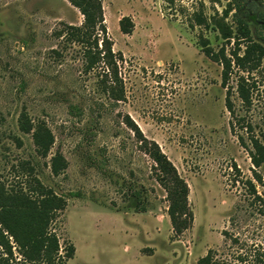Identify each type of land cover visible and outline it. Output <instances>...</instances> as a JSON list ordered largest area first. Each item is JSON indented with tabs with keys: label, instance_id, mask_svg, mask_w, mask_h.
Returning <instances> with one entry per match:
<instances>
[{
	"label": "rangeland",
	"instance_id": "rangeland-1",
	"mask_svg": "<svg viewBox=\"0 0 264 264\" xmlns=\"http://www.w3.org/2000/svg\"><path fill=\"white\" fill-rule=\"evenodd\" d=\"M257 1L264 12V0ZM227 2L102 0L112 49L122 55L124 99L115 101L100 69H84L80 45L55 35L63 23L81 24L75 7L67 0H0V181L25 186L35 176L59 194L77 193L50 224L61 255L74 246L61 264H197L208 250L224 264H259L264 186L255 172L264 180V160L252 164L249 139L264 142V55L241 72L252 82L247 106L237 96L236 69L223 87L220 63L198 45L202 35L228 54L234 24ZM193 12L208 26L194 24ZM122 16L130 17V33L119 29ZM248 25L264 46V24L251 15ZM227 87L234 114L225 106ZM23 110L51 130L47 157L20 130ZM127 116L188 185L193 220L182 233L171 226L154 161ZM55 152L67 160L57 175L49 165ZM133 191L144 210L134 207Z\"/></svg>",
	"mask_w": 264,
	"mask_h": 264
},
{
	"label": "trees",
	"instance_id": "trees-1",
	"mask_svg": "<svg viewBox=\"0 0 264 264\" xmlns=\"http://www.w3.org/2000/svg\"><path fill=\"white\" fill-rule=\"evenodd\" d=\"M82 15L79 25L63 23L55 31L56 36H62L66 42H75L80 45L86 71L99 68L104 90L115 101L124 99L123 82L118 70V60L122 55L112 49V40L105 25L102 0H67ZM228 9L234 24L233 41L230 40L228 54L226 45L222 44L216 51L213 50L208 38L200 35L199 47L202 52L218 61L221 65V84L227 86L233 68L236 69V92L242 104L250 105L252 82L248 81L247 74L260 64L264 55V46L253 40L248 18L254 15L257 21L264 24V12L258 9L257 0H228ZM194 24L208 26L207 20L199 13H192ZM122 33H130L132 22L130 17L122 16L118 21ZM243 45V49H241ZM225 106L233 113V103L227 87ZM72 110L79 112L76 106ZM234 114V113H233ZM126 125L133 129L140 138L142 150L154 161L153 170L155 179L166 192L168 201L167 214L173 230L179 234L188 229L193 220V213L188 203V185L180 176L176 167L162 152L159 145L142 135L138 126L127 116ZM19 128L24 133H31L36 152L41 157H47L54 142L51 130L44 122L32 123L26 114L21 111L18 120ZM242 128H250L243 125ZM250 159L255 167L264 160V142L256 136L250 137ZM50 170L54 175L59 174L67 167V160L60 152L50 156ZM255 178L264 186V180L255 172ZM132 195L137 200L135 208L144 210L139 191ZM78 196L75 192L59 194L52 188L45 186L38 177L33 176L24 185L8 186L0 181V264H61L64 258H71L74 246L68 244L64 255L59 253V239L50 229L51 222L61 216L67 206V198ZM143 206V207H142ZM142 208V209H140ZM15 250L17 256H14ZM258 263L264 264V250L257 253ZM197 264H224L214 258L212 251L197 260Z\"/></svg>",
	"mask_w": 264,
	"mask_h": 264
}]
</instances>
